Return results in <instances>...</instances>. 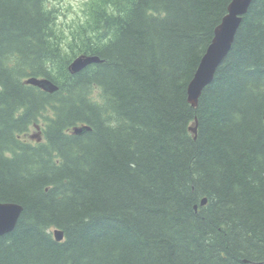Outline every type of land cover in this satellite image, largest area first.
<instances>
[{"label": "trees", "instance_id": "obj_1", "mask_svg": "<svg viewBox=\"0 0 264 264\" xmlns=\"http://www.w3.org/2000/svg\"><path fill=\"white\" fill-rule=\"evenodd\" d=\"M231 1L0 0V264H264V0L188 100Z\"/></svg>", "mask_w": 264, "mask_h": 264}, {"label": "water", "instance_id": "obj_2", "mask_svg": "<svg viewBox=\"0 0 264 264\" xmlns=\"http://www.w3.org/2000/svg\"><path fill=\"white\" fill-rule=\"evenodd\" d=\"M253 0H232L228 6V13L215 30L214 38L203 55L198 69L188 86V100L193 106H197L203 90L209 85L215 76L217 68L228 55L237 31L243 21L244 15L248 12ZM97 55L82 54L76 57L71 65L72 72H78L91 63L100 62ZM26 83L32 84L46 90L54 92L58 90V85L46 77L31 76ZM84 127H76L75 132L80 133ZM192 132L197 133V126L191 127ZM207 203V198L202 200V204ZM23 206L17 202L0 201V236L14 230L23 212ZM58 241L64 239V232L61 229L54 231Z\"/></svg>", "mask_w": 264, "mask_h": 264}, {"label": "rangeland", "instance_id": "obj_3", "mask_svg": "<svg viewBox=\"0 0 264 264\" xmlns=\"http://www.w3.org/2000/svg\"><path fill=\"white\" fill-rule=\"evenodd\" d=\"M86 0H50V5L56 6L60 12L62 21H71L77 19L78 16H83V8ZM66 22V23H67ZM37 130L32 129L31 133Z\"/></svg>", "mask_w": 264, "mask_h": 264}]
</instances>
